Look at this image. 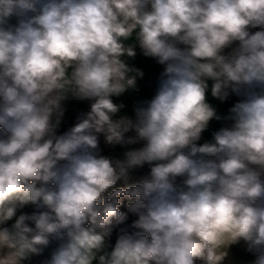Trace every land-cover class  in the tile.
Returning <instances> with one entry per match:
<instances>
[{
    "label": "clouds",
    "instance_id": "1",
    "mask_svg": "<svg viewBox=\"0 0 264 264\" xmlns=\"http://www.w3.org/2000/svg\"><path fill=\"white\" fill-rule=\"evenodd\" d=\"M137 45L164 70L135 119L116 118L144 75L125 60ZM209 81L244 99L198 145L221 119ZM70 97L90 109L57 134ZM0 129V264L53 242L43 264H221L240 241L264 264V0H0ZM101 135L144 143L114 159Z\"/></svg>",
    "mask_w": 264,
    "mask_h": 264
},
{
    "label": "crops",
    "instance_id": "2",
    "mask_svg": "<svg viewBox=\"0 0 264 264\" xmlns=\"http://www.w3.org/2000/svg\"><path fill=\"white\" fill-rule=\"evenodd\" d=\"M13 24L16 22L15 19L11 21ZM257 29H252V32H255ZM127 43L134 44V38L129 40ZM235 45H233L234 47ZM136 56L134 58L125 57L126 62L139 70H141L144 75L142 78H137L136 88L129 89L119 97H113V102L117 104H123L124 107L117 113L120 116H126L135 111V108L138 107L139 102L147 97L149 94L151 87L154 85L159 72L161 65L157 63L154 58L145 57L139 46H136ZM231 51V49H226L225 52ZM209 90L206 94V98L209 104H211L217 111V114L221 117L220 120L213 119L209 122L208 128L202 133L201 139L197 142L199 144H203L205 142H214L213 134L220 130L223 127H231L234 123L233 120L229 119L230 109L235 105V103L244 99L243 96H238L234 93H230L229 97L220 101L217 98H214L211 95V84L212 81H209ZM72 98L70 97L68 100L64 102H70ZM62 129V120L57 132ZM150 169L148 166H144L136 170L135 181L140 182L143 178L147 177ZM180 179L178 178L177 183H180ZM14 223V219L9 221L6 226H10ZM114 245V244H112ZM57 246V242H53L49 247V253L54 250ZM227 257L221 262V264H255L256 256L247 250V244L244 241H240L238 244L231 245L228 248ZM95 264V262H94Z\"/></svg>",
    "mask_w": 264,
    "mask_h": 264
},
{
    "label": "built area",
    "instance_id": "3",
    "mask_svg": "<svg viewBox=\"0 0 264 264\" xmlns=\"http://www.w3.org/2000/svg\"><path fill=\"white\" fill-rule=\"evenodd\" d=\"M164 70V65H161L160 67V72L159 75L154 83V85L151 87V90L149 92V94L147 95V97L145 99H143L141 102H139L138 106H144V102L145 101H149L151 100L154 95L156 94V91L158 89L159 86V79H160V74L163 72ZM90 101H79V100H74L72 99L70 102H63L64 107H65V113L64 116L62 118V129L57 132V134H62L64 131H67L70 127L74 126V124L77 122V117L78 115H80L81 113L87 112L90 109ZM126 116H128L131 119H135V111L127 114ZM120 115L117 114L116 118H119ZM127 135L129 136H134L135 133L134 132H129ZM144 142H138L135 144H128V145H109L105 142V139L103 137V135H101L99 137V154L109 157V158H114V159H124V153L126 151L132 150V149H137L143 146ZM148 166V165H145ZM139 169V168H137ZM131 170L129 173V179L134 180L135 179V175H136V170ZM180 180L182 178H179ZM124 179H121L117 182L116 185H114L112 188H109L105 194H107L108 192L113 191L115 188H117L118 184ZM37 211V209H35L34 206L32 205H28L25 206V208L18 210L17 215L21 214V213H27V214H31L32 212ZM50 258V253L48 248H46L43 252L42 255L40 256H33L30 258V260H27L24 262V264H43V261H45L46 259Z\"/></svg>",
    "mask_w": 264,
    "mask_h": 264
},
{
    "label": "trees",
    "instance_id": "4",
    "mask_svg": "<svg viewBox=\"0 0 264 264\" xmlns=\"http://www.w3.org/2000/svg\"><path fill=\"white\" fill-rule=\"evenodd\" d=\"M0 135H3V129H0ZM136 183H139V182L128 178L126 181L122 180L118 184L117 188L129 187V186H132V185H134ZM127 203H128V198H123L122 199V203L120 205V210L122 212H127V207H126ZM128 216H129V219H128V221L126 223H131V221L133 219H135V217L131 213H128ZM121 227H123V225H121ZM117 233H118V228L114 229V231H113V234H112V236L110 238V243L111 244H115V241H116V238H117ZM196 264H201V262L197 261Z\"/></svg>",
    "mask_w": 264,
    "mask_h": 264
}]
</instances>
